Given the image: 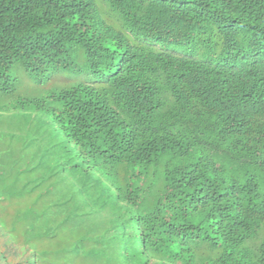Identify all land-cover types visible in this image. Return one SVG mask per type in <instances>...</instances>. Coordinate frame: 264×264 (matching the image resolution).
<instances>
[{"label":"trees","instance_id":"16d2710c","mask_svg":"<svg viewBox=\"0 0 264 264\" xmlns=\"http://www.w3.org/2000/svg\"><path fill=\"white\" fill-rule=\"evenodd\" d=\"M0 264H264V0H0Z\"/></svg>","mask_w":264,"mask_h":264},{"label":"crops","instance_id":"0c3cea01","mask_svg":"<svg viewBox=\"0 0 264 264\" xmlns=\"http://www.w3.org/2000/svg\"><path fill=\"white\" fill-rule=\"evenodd\" d=\"M1 237V236H0ZM1 241V240H0Z\"/></svg>","mask_w":264,"mask_h":264}]
</instances>
